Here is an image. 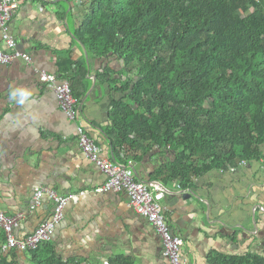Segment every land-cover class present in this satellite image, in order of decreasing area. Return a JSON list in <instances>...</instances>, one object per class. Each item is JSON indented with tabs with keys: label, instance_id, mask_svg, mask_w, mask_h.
<instances>
[{
	"label": "crops",
	"instance_id": "0c3cea01",
	"mask_svg": "<svg viewBox=\"0 0 264 264\" xmlns=\"http://www.w3.org/2000/svg\"><path fill=\"white\" fill-rule=\"evenodd\" d=\"M91 1L21 0L8 25L18 50L33 59L31 65H0V212L22 216L15 236L23 239L51 218L49 197L33 208L35 190L48 187L78 194L50 240L63 261L169 264L158 233L129 206L125 192H95L107 177L80 149L76 133L82 127L104 159L132 166L139 180L161 189L188 264L264 257V159L236 172L172 178L177 153L170 146L130 130L123 142L115 103L134 105L130 90L123 91L133 75L116 54L102 57L89 46ZM0 47L8 50L1 29ZM41 71L71 83L77 121L62 112L54 89L40 81ZM17 252L20 264H33L27 252Z\"/></svg>",
	"mask_w": 264,
	"mask_h": 264
},
{
	"label": "trees",
	"instance_id": "16d2710c",
	"mask_svg": "<svg viewBox=\"0 0 264 264\" xmlns=\"http://www.w3.org/2000/svg\"><path fill=\"white\" fill-rule=\"evenodd\" d=\"M85 29L92 49L133 75L123 91L137 108L115 103L123 142L130 130L170 146L172 178L264 159V0H92ZM5 242L0 228V264H20ZM50 242L27 252L33 264H71Z\"/></svg>",
	"mask_w": 264,
	"mask_h": 264
},
{
	"label": "built area",
	"instance_id": "2783aa9c",
	"mask_svg": "<svg viewBox=\"0 0 264 264\" xmlns=\"http://www.w3.org/2000/svg\"><path fill=\"white\" fill-rule=\"evenodd\" d=\"M21 0H0V29L3 32V40L8 47L4 51L0 47V65L8 66L16 60H23L27 64H33L32 57L17 48L15 39L9 33V22L14 13L19 9ZM40 81L50 84L54 89L62 112L70 121H77L80 115L78 100L73 93L71 83L59 80L55 75L46 71L39 73ZM77 140L83 154L92 161L106 175V183L97 188V193H121L129 196V206L141 217L145 218L156 230L162 242V254L169 264H188L183 255L184 240L177 236L168 222L163 206L164 194L158 186L146 183L137 178L132 166L119 162H112L101 156V148L84 130L79 127ZM247 162H242L240 167H246ZM232 168L230 172H236ZM44 196L49 197L53 204V213L49 220L40 224L29 236L19 239L14 230L18 227L21 215L10 216L0 212V228L5 233L6 242L2 247L3 252L17 250L23 253L38 249V247L52 239L56 227L64 219L65 210L69 203L78 194L60 195L57 191L40 187L34 193V207L41 204ZM71 264L78 262L70 261ZM90 264V263H84ZM109 264V263H105Z\"/></svg>",
	"mask_w": 264,
	"mask_h": 264
}]
</instances>
